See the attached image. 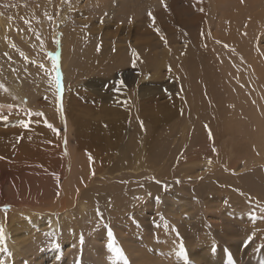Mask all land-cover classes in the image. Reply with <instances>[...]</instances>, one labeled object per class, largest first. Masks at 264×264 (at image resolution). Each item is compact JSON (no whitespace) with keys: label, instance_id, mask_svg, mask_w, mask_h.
<instances>
[{"label":"rangeland","instance_id":"1","mask_svg":"<svg viewBox=\"0 0 264 264\" xmlns=\"http://www.w3.org/2000/svg\"><path fill=\"white\" fill-rule=\"evenodd\" d=\"M180 1L182 0L177 1L174 7L175 11L170 10L171 13H166L159 20H162L163 23H167V21L171 23V20L179 16L189 18L190 14L187 11L184 12L186 4L181 5ZM139 2V6L146 7V9H151L155 5L153 11L160 12L164 4L169 7L172 0H164L163 4L161 0H139ZM204 3L206 13L203 33L210 37L209 33L215 35L214 32L218 31L215 37L220 35V39H214V36L206 37L202 41L203 46L196 48L194 43L189 41H186L187 47L185 42L174 41L169 44L167 39L170 37L167 36L160 41L161 44L157 45V49L155 48V51L159 53L170 50L167 52V56L158 57L157 60H155L156 58L145 60L146 64L143 66L138 65L130 68V65H126L127 67L115 68L114 65V69H111L113 47L115 46L111 39L108 40L101 36L99 41H101L103 52H105L102 55L105 57L102 58L104 70L99 73L97 66L92 61L89 65L86 59L87 70L90 69L87 72L84 71L85 62L82 64L81 59L78 60V64L83 66L76 67L75 72L74 69H70V64H72L75 51L82 52L86 46V36L83 37V31L92 27L87 24L93 20V32H103L106 25L101 21L112 20L111 23L114 22V17L109 19L108 15L111 16L112 13L114 15L116 4L111 5L110 11L103 13L105 17L103 18L100 16L101 11L100 13L98 11L104 10L100 0H0V85L3 86L0 87V158H11L10 160H12L16 154H20L21 163L17 168L20 171L17 173L18 175L21 173L27 175L26 169L22 166L25 163L44 171L49 183L53 184L52 197L56 202L58 195L61 194L60 187L66 185L65 183L73 171L69 172L67 169L71 166V160L67 154L68 142L75 157H85L90 173H94L100 166H103L105 171H109L110 167L108 166L114 164L115 156L122 151L119 146L126 145L125 143L129 141L139 151L137 157L144 159L154 155L157 159L155 174L162 175L153 180L154 192L150 195L142 187L135 193L127 194L126 198L121 196L123 194L121 189L119 190L120 194L119 191L115 192L113 197L117 195L123 201H130L133 208L130 210L125 209L128 206L125 208L111 206L110 208L111 198L109 197V201L104 203L105 205L103 204L107 209L99 208L102 213L100 217H103L99 218L100 221H97L95 215L89 213H97V209L92 208V205L89 204L79 209H76L79 205H75L70 215L63 213L59 217L56 216L55 227L51 226L53 217H50L49 222H46L47 219L38 221V223H47L46 225L15 231L12 230V226H8L9 221L4 219V236L0 239V249H3L0 251V264H34L36 259L31 258V255L35 249H42L41 247L51 240L54 243L51 241L50 244H56L57 247L51 252L45 248L43 259L36 264H74L76 258L80 260V264H114L117 259L114 258L111 251L103 250V245L108 244L107 234L109 231L113 234L115 245L122 249L129 264H175L182 258L176 255L181 244L186 249L189 264H264V235L261 238L264 231L258 230L260 226L264 225V218L260 214L264 194L260 195L262 197L260 202H262L261 205L258 203L257 207L248 197L251 196L248 194L249 192H245L244 195L239 193L242 179L238 176L248 171V168L243 165L244 156L240 155L243 154V151L235 152L236 154L233 153L230 157L231 161L229 162L237 164L236 170L230 174H224L221 166L224 162L222 159L216 158L215 161L220 162V164L217 162L219 166H210V169L203 166L207 161L205 165H210L209 159L179 163L178 155H176V152L181 150L182 144L187 143L189 139L184 127V125L186 126V111L180 100V93L189 88L204 90V86L208 82V72L216 70L220 73L221 68L229 72L232 65L231 62V64L229 63L230 59L235 60L234 63H237L238 71L244 75L246 80L250 77L256 79L257 73L248 67L244 55L247 45L251 50L256 49L260 57L264 58V0H246L247 9L245 6L243 7L246 10L229 9L232 10L234 26L237 21L240 25H237L236 31L251 33L250 25L260 35V40L256 45L247 41L243 51L235 52L234 55L233 46L230 48L228 44H224L228 41L223 33H228L229 27L226 28L227 30L222 28L227 23V21H222V17H225L229 10L225 14L222 13L224 6L220 0H204ZM252 4L256 8L249 10L248 7ZM172 12L175 13L172 15ZM143 14L145 15V13ZM172 17L173 19H171ZM223 23L225 24L223 25ZM112 29L110 27L108 31L111 32ZM219 29L225 30L221 31L223 35L219 33ZM227 33L225 34L227 35ZM75 34L78 35L77 38L74 36ZM171 35H178V32L171 33ZM72 36H74L71 42L73 47L69 48L65 58L68 73H64L61 54L65 43L67 45ZM44 38L47 40L45 41ZM47 47L49 50H47L46 56L44 52ZM177 49H185L187 53L179 56L173 55ZM50 53L55 55V69ZM180 61H184V63ZM41 64L44 65V68L40 67ZM58 73L61 80L59 93H57L56 85ZM78 73L81 74V77ZM76 75L79 77L78 85L77 82H74ZM193 76L197 77L199 81ZM219 77L221 78V76ZM246 83L249 84V82ZM239 85H241V81ZM135 88L136 95L134 94V96L139 102L138 121L146 124L141 127L142 135L140 134V136H134L131 134L132 132L131 135L127 134L128 128H131L130 120L128 121L131 105H128L127 99ZM4 102L11 106L2 107ZM133 110L132 113L136 112V109L133 108ZM37 112L42 115L36 116ZM64 115H67L71 127L69 133H67ZM99 115L104 116V124L100 123V119L97 118ZM113 115L116 117L122 115L120 125L113 130L107 129L105 124L117 120ZM20 120L31 123L28 128H25L20 125ZM145 120L146 122H144ZM148 123L149 125H147ZM49 124L52 127H49ZM191 125L192 123L188 126ZM108 135L110 137H107ZM219 139L217 154H220L218 157L224 158L222 147L225 148L224 144L228 141L225 135ZM78 141L82 142L83 147H79ZM237 142L235 140L233 143ZM152 144L155 154L148 152L149 145ZM212 144L213 141L211 144L202 143V146L209 150ZM33 148L37 149L33 151ZM51 150L55 151V154H50ZM161 151L164 152L159 154ZM248 151L251 152V147L248 148ZM0 168L12 170L13 166L7 164ZM128 169L131 174L138 170L139 174L150 170L148 167L137 169L134 166ZM121 171L117 170L111 173L109 171L108 175H100L101 177L98 176L95 179L105 176L109 179ZM127 171L125 169L122 172ZM81 173L79 175L82 177ZM223 176L229 178V182L223 183ZM25 179L27 180V178ZM25 179L21 178L20 183L26 181ZM120 181L112 182V185L117 186L121 183ZM211 181L214 183L212 186L215 187L214 189H210L208 186ZM28 182L27 180L23 185L27 186ZM107 182L106 185L112 186L109 181ZM104 183L97 181L89 185L94 189V192L97 193V190L100 192L96 195L97 197L102 196L101 193L104 190L110 192L111 187L110 189L105 187ZM97 184L99 185L97 186ZM5 186H10V184L7 182ZM198 186L201 191L194 190ZM36 188H40L39 179L36 180L35 188L29 187L32 199H28V197L24 199L25 205L32 208L41 206L54 209V204L51 206L44 202L33 205L32 201L35 198L32 195ZM84 189L83 191H85ZM45 195L47 196V194ZM105 195L103 194V196ZM7 196L6 202L0 203V212L12 209V195L8 193ZM44 198L43 201H46V197ZM24 203L21 201V204ZM67 220L75 226L71 227L74 232L86 235L83 242L88 243L86 240L90 234L88 229L92 232L98 231V235L92 234L93 237H98L94 238L92 243H88L89 246L81 256L72 254V246L65 240L68 230L62 226V222ZM108 220H110L109 224L105 222ZM225 220L231 221L233 227L228 225ZM100 222L108 224L109 228L107 227L106 233L105 230L102 231ZM250 226L253 228L252 232L246 230ZM250 236L251 240H249ZM95 246L101 249L100 254L92 251ZM224 256H227L228 259ZM184 262L182 264H185ZM121 264H124L123 260H121Z\"/></svg>","mask_w":264,"mask_h":264},{"label":"bare ground","instance_id":"2","mask_svg":"<svg viewBox=\"0 0 264 264\" xmlns=\"http://www.w3.org/2000/svg\"><path fill=\"white\" fill-rule=\"evenodd\" d=\"M177 1L178 0H172L169 7L167 8L163 7L160 10V12L158 11L154 12L153 9L155 5L151 9L148 7H147L148 9H146V7L143 8L142 6H139V3H140L139 0H100L104 10H98V11L99 13L101 11L100 16H103V18H105L103 13L106 11H110L109 9L111 5L116 4L114 15L113 13L111 16L108 15L109 19L114 17L115 20H113L114 21L113 23H111L112 20H102V21L100 20L102 23H105L106 25V29L101 33H98L96 31L93 32V24H94L93 20L87 24V25H91L92 27L90 29L86 28V30L84 29L83 31V34H84L83 37L85 38L86 36V46L84 47V50L82 52L81 51L78 52V50L75 51L72 64H70V69L71 68L74 69V72H75L76 67L81 68L83 66V65L81 66V64H78V60L81 59L82 60L81 62L83 64V62H85V59H86V62L89 63V65H90V61H92V63L95 66H97L98 68L97 71L99 73H101L102 70H104V67L102 64L103 63L102 58H104L105 55H102V54L103 53L105 54V52H103L102 50L101 41H99L101 40V36L103 38H107L108 40L111 39L112 43L115 46L113 47V58H112L113 64L112 66H110L111 69H114L113 68L114 65H115V68H122L126 65H130V68H133L138 65L143 66L146 64L145 60H150L152 58H156L155 60H157L158 57L167 56V52L170 50L162 51L161 53L155 51L160 41L163 40L164 38H167V36L170 37V39H167V43L169 44L174 41L185 42V46L187 47L188 44H186V41H189L191 43H194V47L200 48L201 46H203L202 44L203 39L207 37L203 33V22L205 21L204 16L206 13V10H204V6H203L205 5V3L203 4L204 0H182L180 1L182 2L181 5L183 3L186 4L184 12L187 11L190 14L189 18L187 17L183 18L182 16L181 18L179 16L176 19H173L172 17L171 19H173L174 21L171 20V23H169L170 21L169 22L167 21V23L166 22L163 23L162 20H159L162 18V16L164 17L166 13L168 12L171 13L170 10H174V7L176 6ZM220 2L224 6L223 7L224 10L222 11L223 14H225L227 10L229 9H234V10H246L247 9L246 0H220ZM244 6L246 9L243 8ZM248 8L249 10H251V8H256V7L254 4H252V6L250 5V7ZM144 10L146 11L144 12ZM149 10H151L153 17H155V23H153V21L148 16ZM143 13H145V15ZM173 13L175 12H172V15ZM232 17H233L232 10H229L226 16L222 17L223 22L227 21L226 24L223 23V25L224 24L225 25L222 28L223 29H226L228 27L229 28H228V33L225 32L227 33V35L225 33H223L224 34L223 35L221 32L225 30L219 29L220 30L219 33H221V35L223 36H226L227 38L228 42H225L224 44H228L230 48H232L233 46L232 49L234 51L232 52L234 55L235 52L241 53L243 51V48L247 41H249V43H254L256 45L258 41L260 40V35L257 34L250 25L249 27L251 28V33H244L239 30L236 31L237 29L236 27L237 25H239V22L238 21L235 22V26H234V23H232ZM45 27H46V24H45ZM110 27L113 28L111 32L108 31ZM157 28L159 29V32H157L156 30ZM174 32H178V35L172 36L171 33L174 34ZM217 32H214V34L216 35ZM209 35L210 37H207V38H212L214 36L213 37L214 39L215 38L220 39L219 37L220 35L218 37H215L213 33L212 34L209 33ZM74 36L76 38L78 37L77 34H75ZM74 36L70 37V42L67 45L65 43V46L63 47V50H62L61 63L64 66L63 68L64 73H68L67 72L68 69L66 67L67 62L65 58L69 52V48L73 47L71 46V42H72V39H74ZM161 36H163V39L161 38ZM44 40L46 41L47 39L44 38ZM84 43L83 45H85ZM112 43L110 42V44ZM47 50H49L48 47L45 49V52H44L46 56H47ZM192 51H194V49H192ZM174 53L175 54L173 55L179 56L180 54H186L187 52L185 51V49L183 50L177 49L175 50ZM244 55L246 57V62L249 65L248 67L254 70V73H257L258 77L256 79L255 77L254 78L250 77V78H247L246 80L244 78V75L240 71H238L237 63H234L235 60L230 59L229 63L231 62L232 65H231V70L229 72L227 70H223V68H221L220 73H218L216 70H212L210 71V73L208 72V82H207V85L204 86V90H201L200 88H195V89L189 88L187 90H184L183 93H180V100L183 103L184 110L186 111V119H185L186 126L184 125V127L186 129V136L189 137V139L187 143L182 144L181 150L180 151L178 150V152H176V155H178V160L180 161L179 163L193 162V161L196 162V161H201L203 159H209L212 161V163H210V165L209 164L205 165L208 162V161L207 162L205 161L206 163H204L203 165L204 167H208V168H210V166H219L217 163L219 161H215V159L216 158L222 159L224 162L221 166L223 168L224 174H230L231 172H234L236 170V165H237L235 164V162H229L231 161L230 157L233 155V153L236 154L238 151L242 150L243 154H240V155L244 156L242 159L243 165L248 168V171L238 176V178L240 177V179H242L241 181L242 186L239 190V193L244 195L245 192H249L248 194L251 196H248V197L251 199V202L258 207L259 204L262 202V201L260 202V200H262V197H260V195L264 194V58L260 57V54L258 53L256 49L251 50L248 47V45H247V51ZM76 56H77V60H76ZM205 61L206 60H204V62ZM86 62L84 64L85 72L90 70V69L87 70L88 67H86L87 66ZM180 62L184 63V61H180ZM206 69L208 71V68ZM204 73L206 74L207 72H204ZM79 76L81 77V74ZM219 76H221V78ZM194 78H196V80L199 81L197 77H194ZM74 79H75L74 82H77V85H78L79 77H77L76 75ZM240 81H241V85H239ZM246 82H249V84L247 85ZM135 90L136 88L134 89V91L131 92V94H129L128 99H127L128 105L129 106L131 105V108L129 109V116H128V121L130 120L131 128H128L129 132H127V134L128 135L132 134L134 136H140L141 134L140 124L141 123H139L138 116H137L139 102H138L137 97L134 96ZM8 106H11V105L5 102L2 103V107H8ZM133 108L136 109V112L134 113H132V111H134ZM64 116H65L64 121L66 123L67 133H69L71 130V127L69 126V122L66 117L67 115H64ZM101 116L99 115L97 116V118L100 119V123L104 124L103 122L105 121V119H103L104 116L103 117ZM113 116H115L114 119H117V120H112L110 124H105V126L108 127L107 129L110 128L113 130V128H115L116 126L118 127L120 125V119H122L120 117L122 115L118 117H116V115H113ZM145 117H148V116L145 115ZM80 121L85 122L87 120H80ZM144 122H146V120ZM191 123L192 125L188 126ZM144 125L146 124L143 123V126ZM147 125H149V123ZM144 129L146 128L144 127ZM124 133L126 134V132ZM224 135L228 142L224 144L225 148L222 147L224 151L222 156H224V158H221V157H218L220 156V154H217L218 146H219L217 142H219L220 140L219 138L223 137ZM107 137H110V135H108ZM235 140L238 141L236 144L233 143ZM212 141L214 145L212 144L211 149L208 150L205 148V146H202V143L205 144L206 142H208V144H211ZM68 143H67V150H68L67 154H69V159L71 160V166L67 169L69 172L70 170H73V171H72L71 177L69 178L67 183H65L66 185H63L60 187L61 194L58 193L60 195H58L57 197L58 198L57 202L54 201L52 197V194L54 193L52 192L53 184L51 185L49 183V181L47 180V178L45 177L43 173L44 171L42 172L41 169L39 170L38 167L33 166L31 164L22 163L23 164L22 166L26 169L27 175H24V173H21L18 175L17 173L20 171L17 168L20 165L19 163H21L19 159L20 154H16V157H14V159L12 160H10L11 158L10 159H7L5 157H4L5 159L0 158V167H3V165L6 166L7 164L9 166L11 165L13 166L12 170L11 169L7 170L6 168H0V203L2 204L6 202V199H8V196H7L8 193H11L12 195V202H11L12 209L10 208L9 211L0 212V226L2 228L5 225L3 221L4 219H7V221H9L8 226L9 225L12 226V230L16 231L17 229H22V228H27V227H32V226L37 227V226L46 225L47 223H38V221L47 219L46 222H49V219H51L50 217H53L51 219L53 220V222L51 223V226L55 227V223H54L55 217L56 216L59 217V215L63 213H68L70 215L72 212V208L75 205H79L78 207H76V209H79L80 207H85L88 204L90 206L92 205V208H95V209H99L101 207L106 208V206H103V204L109 201L108 200L109 197L111 198L109 201L110 208L111 206H113V208H116L118 206L121 208H125L126 206H128V208H125V209L130 210L133 208L131 206L130 201H127V202L123 201L121 200V198L119 199L117 195L116 197L115 196L113 197V194H115V192L121 189V192L123 191V194L121 196L122 197L124 196V198H126L127 194L129 195L130 193H135L139 188L142 187V189L145 192H147L148 195H150L154 192L155 184L153 180L162 176L160 173L159 175L155 174L156 167H157V159L154 157V155H150L144 159L141 157H137V153H139V151L136 149V146H134L133 143L130 144L129 141H127L125 143L126 145L123 144L119 146L121 147L122 151L118 152V154L115 156L116 161L114 162V164L108 167H110L109 168L110 173L117 171V170L123 171L125 169H127L128 171L127 172L121 171L116 176H113L111 174L113 177L109 179L107 178V176L100 178L104 174L108 175L109 171L107 170L105 171L104 167L100 166L96 168L94 173H90V171L87 169V161L85 160V157L83 156L75 157L74 156L75 153L73 149L70 147V145H68ZM78 144H79V147H83V144L81 141H78ZM249 147H251V152L248 151ZM36 149L33 148V151H35ZM213 149H215V151H213ZM148 152L150 154H155V149H154L153 144L149 145ZM163 152L164 151H161L159 154ZM50 154H55V151L51 150ZM95 155L97 156V154ZM183 156H184V159H183ZM133 166L136 167L137 169L139 167L141 168L148 167L150 168V170H148L147 172L143 174H139L140 173L139 170L135 172L134 174H131L129 171L130 169L128 168H132ZM80 173L83 174L82 177L79 175ZM98 176H100L99 179H95V177H98ZM224 176L222 178V182L223 183L229 182L228 180L229 178H226ZM21 178L22 179L27 178V180L29 181L28 182L29 186L23 185V183L27 181L26 179H25L26 181H23L22 183H20ZM37 179H39L40 188L38 189L36 188V190L33 192L32 196L33 198H35L33 201L31 200L34 203L33 205H38L40 203L43 204L44 202V203H49L51 206L52 204H54V207H53L54 209H51V207H47V206H46L47 208H44L41 206L32 208L31 206L25 205L24 199H26L27 197L28 199L31 198L30 190L28 189L29 187L35 188ZM97 181L99 182L101 181L102 184L105 182L104 183L105 187H109V189L111 187L110 192L107 191L108 193L105 192L104 190V192L107 193L106 195L104 192L101 193L102 196L103 194L105 195L103 197L102 196L97 197L96 195L100 192L98 190H97V193L94 192V189H92V187L89 186L91 183L93 184ZM107 181H109L111 185H112V182H116V181H120L121 183L118 182L119 184L117 186H115L114 184L112 186H109V185H106L108 183ZM7 182L10 184V186H5ZM98 185L99 184H97V186ZM213 185L214 183L212 181L208 184L210 189L215 188V187H212ZM84 188H86L87 190H85ZM83 189L85 191H83ZM129 189H130V192H129ZM194 190L201 191V188L200 186H198V187H195ZM205 190L207 192V185H206ZM45 194H47V196ZM119 194H120V191H119ZM44 197H46L47 199L46 201L45 200L43 201ZM21 201L24 204H21ZM261 204H262V208H260V214H262L263 216L262 218H264V200ZM112 209H108V210H112ZM54 210L55 212H53ZM89 213L92 215H95L97 221H100L99 218L101 217L100 215L98 216L96 212L94 214L91 212ZM103 213L106 214V212H103ZM105 222L108 223L110 222V220L105 221ZM226 222L228 223V225L233 227L231 221H226ZM71 223L72 222H69L68 220L66 222H62L63 224L62 226L68 230L67 233L65 234V240L67 243L71 244L72 254L76 256L77 255L81 256L85 253L87 247L89 246L88 243H92L96 239V237H98V236L93 237L92 235V234L98 235V231L92 232V230L90 231L88 229L91 235L87 233L88 237H86V240H88V243H86V242H83L86 235L84 234L83 236V235H80L79 232H76V231L74 232V230H72L71 227H75V226L71 225ZM108 224H103L100 222L102 231L105 230V233H106V229L108 230L109 228L107 226ZM263 228H264V225L260 226L258 230L262 229L264 231ZM246 230L248 232L249 231L252 232L253 228L252 226H250ZM227 231H230V230H227ZM263 235H264V232L261 235V238ZM81 237H83V240H81ZM51 241H47V243H45L44 246L41 247L42 249H38V248L35 249V252H33V254L31 255V258L36 259L34 264H36V262L38 263L41 262V260L43 259L42 256L44 254L45 248L46 250L48 249V251L50 252L55 250V247L57 246L56 244H53L54 243L53 241H52L53 243L50 244ZM242 246L246 247L244 245ZM103 250L105 252L109 250L106 244L103 245ZM92 251L96 252L97 254H100L101 249L95 246L92 249ZM224 258L228 259L227 256H224ZM74 260H75L74 264H78L80 261V260H77V258ZM214 260L216 259L214 258ZM184 261H185L184 258H181L177 260L175 264H182ZM114 264H121V260L119 261L116 260Z\"/></svg>","mask_w":264,"mask_h":264},{"label":"snow or ice","instance_id":"3","mask_svg":"<svg viewBox=\"0 0 264 264\" xmlns=\"http://www.w3.org/2000/svg\"><path fill=\"white\" fill-rule=\"evenodd\" d=\"M161 3L163 4L164 0H161ZM164 7L167 8V5L164 4ZM148 16L153 21V23H155V17H153L151 10H149ZM49 19H51V17H49ZM25 23H28V21H25ZM156 30H157V32H159L158 28ZM161 38L163 39V36H161ZM49 55L51 56V58L53 60V68L55 69V67H56L55 66V55L51 54V53ZM40 67L44 68V65L41 64ZM56 85H57V93H59L60 92V85H61V80H60L59 73L57 74ZM0 87H3V86L0 85ZM35 115L36 116H40V115H42V113L37 112V113H35ZM30 123H31L30 121L20 120V125L22 127H25V128H28ZM48 126L52 127V125H50V124ZM141 127H143V123L142 122H141ZM213 151H215V149H213ZM209 163H211V160H209ZM177 182H179V181H177ZM97 215H102V213H100L99 209H97ZM253 235H254V233H253ZM3 236H4V230H3L2 227H0V239H2ZM108 237H109V240H108L107 247L111 251V253L113 254L114 258L117 259V260H123L124 264H129L127 258L123 255L122 249L115 245V241L113 239V234H112L111 231L108 232ZM251 239H252V237L250 236L249 240H251ZM81 240H83V237H81ZM2 250L3 249H0V251H2ZM176 255L179 256V257L184 258L185 264H189L188 258H187V254H186V249L184 248V246L182 244H181L178 252H176ZM58 259H59V257H58Z\"/></svg>","mask_w":264,"mask_h":264}]
</instances>
